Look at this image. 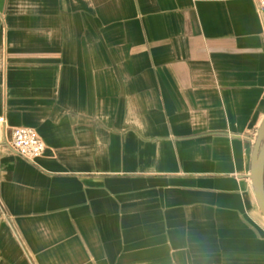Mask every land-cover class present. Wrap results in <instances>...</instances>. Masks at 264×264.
<instances>
[{
	"label": "crops",
	"instance_id": "1",
	"mask_svg": "<svg viewBox=\"0 0 264 264\" xmlns=\"http://www.w3.org/2000/svg\"><path fill=\"white\" fill-rule=\"evenodd\" d=\"M263 120L255 0H0V264H264Z\"/></svg>",
	"mask_w": 264,
	"mask_h": 264
},
{
	"label": "built area",
	"instance_id": "2",
	"mask_svg": "<svg viewBox=\"0 0 264 264\" xmlns=\"http://www.w3.org/2000/svg\"><path fill=\"white\" fill-rule=\"evenodd\" d=\"M255 1L264 24V0ZM8 143L16 153L32 162L41 157L47 148L37 130L26 125L11 127Z\"/></svg>",
	"mask_w": 264,
	"mask_h": 264
},
{
	"label": "water",
	"instance_id": "3",
	"mask_svg": "<svg viewBox=\"0 0 264 264\" xmlns=\"http://www.w3.org/2000/svg\"><path fill=\"white\" fill-rule=\"evenodd\" d=\"M250 178L257 204L264 215V120L252 151Z\"/></svg>",
	"mask_w": 264,
	"mask_h": 264
}]
</instances>
